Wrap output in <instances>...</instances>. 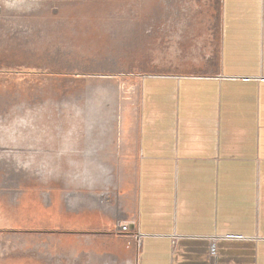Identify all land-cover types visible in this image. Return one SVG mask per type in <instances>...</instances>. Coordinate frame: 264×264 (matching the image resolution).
Wrapping results in <instances>:
<instances>
[{
    "label": "rangeland",
    "instance_id": "rangeland-1",
    "mask_svg": "<svg viewBox=\"0 0 264 264\" xmlns=\"http://www.w3.org/2000/svg\"><path fill=\"white\" fill-rule=\"evenodd\" d=\"M12 5L0 1V264H43L34 246L56 255L92 232L97 243L94 234L110 225L103 216L113 234H125L117 231L122 219L102 208L106 197L112 206L120 201L123 172H96L87 155L92 147L112 168L106 142L134 121L141 75L217 66L223 0ZM72 192L79 197L68 204ZM90 193L101 203L80 197ZM87 205L103 216L76 214Z\"/></svg>",
    "mask_w": 264,
    "mask_h": 264
},
{
    "label": "crops",
    "instance_id": "crops-1",
    "mask_svg": "<svg viewBox=\"0 0 264 264\" xmlns=\"http://www.w3.org/2000/svg\"><path fill=\"white\" fill-rule=\"evenodd\" d=\"M136 86L134 121L106 142L112 168L91 144L87 160L123 172L120 201L106 197L102 208L136 225L140 250L87 205L76 214L110 223L97 243L92 232L66 255L46 254L45 243L33 251L43 264H264V0H223L216 67L143 74ZM66 195L68 204L79 197Z\"/></svg>",
    "mask_w": 264,
    "mask_h": 264
},
{
    "label": "built area",
    "instance_id": "built-area-1",
    "mask_svg": "<svg viewBox=\"0 0 264 264\" xmlns=\"http://www.w3.org/2000/svg\"><path fill=\"white\" fill-rule=\"evenodd\" d=\"M117 231L119 233H125V234L134 233L137 249L138 251L140 250L142 246V241L144 240L145 236L140 233V231L136 228V225L134 223L120 222L117 225Z\"/></svg>",
    "mask_w": 264,
    "mask_h": 264
},
{
    "label": "bare ground",
    "instance_id": "bare-ground-1",
    "mask_svg": "<svg viewBox=\"0 0 264 264\" xmlns=\"http://www.w3.org/2000/svg\"><path fill=\"white\" fill-rule=\"evenodd\" d=\"M7 8H12V10H14L13 9V5H12V1H8V0H0ZM18 1H20V0H18ZM27 1V0H26ZM35 2H36V0H34ZM18 3V2H17ZM16 7V6H15ZM111 14V13H110ZM44 26V25H43ZM119 26V25H118ZM109 28V27H108ZM107 28V29H108ZM39 30H41V29H39ZM112 30V29H111ZM117 30V29H116ZM25 31V30H24ZM28 31V30H27ZM125 31V30H124ZM115 32V31H114ZM38 33H40V32H38ZM117 33V32H116ZM27 34H29V33H27ZM123 34H125V33H123ZM42 35V34H41ZM16 36V35H15ZM24 36H26L25 34H24ZM36 37V36H35ZM29 39V38H28ZM31 39V38H30ZM38 39V38H37ZM24 40V39H23ZM4 43V42H3ZM46 43V42H45ZM5 44V43H4ZM35 46H37V45H35ZM12 47V46H11ZM40 47V46H39ZM73 140V139H72ZM72 148H73V146H72ZM72 148H66V149H69V150H71ZM68 150V151H69ZM42 169H44L45 170V168L43 167ZM48 171V170H47ZM43 177V176H42ZM43 179H45V178H43ZM73 193V192H72ZM72 193H69L68 195L70 196V195H72ZM101 199V198H100Z\"/></svg>",
    "mask_w": 264,
    "mask_h": 264
}]
</instances>
